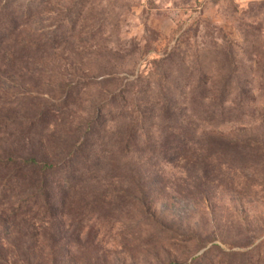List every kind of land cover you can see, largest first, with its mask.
<instances>
[{
	"label": "rangeland",
	"instance_id": "1",
	"mask_svg": "<svg viewBox=\"0 0 264 264\" xmlns=\"http://www.w3.org/2000/svg\"><path fill=\"white\" fill-rule=\"evenodd\" d=\"M7 159L0 264H264V0H0Z\"/></svg>",
	"mask_w": 264,
	"mask_h": 264
},
{
	"label": "trees",
	"instance_id": "2",
	"mask_svg": "<svg viewBox=\"0 0 264 264\" xmlns=\"http://www.w3.org/2000/svg\"><path fill=\"white\" fill-rule=\"evenodd\" d=\"M180 133L182 135H181V137H179V139H178L179 141L178 142L185 144L188 140L191 139L190 132L186 128H184ZM175 135L176 134H174V133H170L169 136L166 135L164 137V140H165L164 142H166L168 144H173V145L180 144V143H175L174 144V143L171 142V141H174V140L177 141V138L175 137ZM169 138H170L171 141L169 140ZM9 163L10 162H9L8 159L7 160H0V168H4ZM28 163L30 164V167H32V169H33V174L29 178L30 184H31V186H33L35 188H36V186L38 187L36 193H34V195H33L34 200L30 201L29 204H31V202H32V204H36V205L38 204V206H43L41 203H38V201H36V195H37L38 190L39 191L41 190L40 194L42 193V194L45 195V197H46L45 202L47 204H49L50 197L48 196L49 192H48V189L46 188V186H47V179H46V177L41 178L40 176H38L37 173H41V172L47 171V169H49L51 167L49 165H46V164H43V166L41 167L35 161H28ZM40 167H41V171H38V169H40ZM18 168L20 170V167H18ZM43 176H44V174H43ZM36 182L39 185H36ZM3 191H4V188L0 189V193H4ZM44 206H47V205L44 204ZM50 208L51 209L53 208L52 204L50 205Z\"/></svg>",
	"mask_w": 264,
	"mask_h": 264
}]
</instances>
